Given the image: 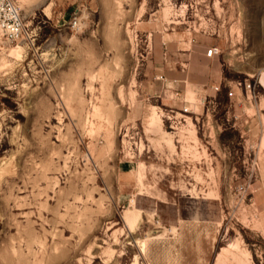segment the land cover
Wrapping results in <instances>:
<instances>
[{"label":"rangeland","instance_id":"rangeland-1","mask_svg":"<svg viewBox=\"0 0 264 264\" xmlns=\"http://www.w3.org/2000/svg\"><path fill=\"white\" fill-rule=\"evenodd\" d=\"M15 1L0 264H264V0Z\"/></svg>","mask_w":264,"mask_h":264},{"label":"built area","instance_id":"built-area-1","mask_svg":"<svg viewBox=\"0 0 264 264\" xmlns=\"http://www.w3.org/2000/svg\"><path fill=\"white\" fill-rule=\"evenodd\" d=\"M81 20L73 17L71 25L79 28ZM0 36L9 42L27 41L32 38L27 25L22 18L21 9L15 0H0ZM214 50H208V56L214 54ZM251 88V84H246Z\"/></svg>","mask_w":264,"mask_h":264},{"label":"bare ground","instance_id":"bare-ground-1","mask_svg":"<svg viewBox=\"0 0 264 264\" xmlns=\"http://www.w3.org/2000/svg\"><path fill=\"white\" fill-rule=\"evenodd\" d=\"M127 213V212H126Z\"/></svg>","mask_w":264,"mask_h":264}]
</instances>
